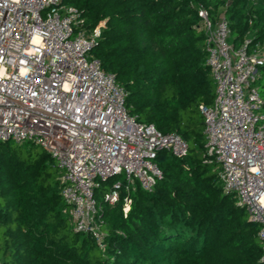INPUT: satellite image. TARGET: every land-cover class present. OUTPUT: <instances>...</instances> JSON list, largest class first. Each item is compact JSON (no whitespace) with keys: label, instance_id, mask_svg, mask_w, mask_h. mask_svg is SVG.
Returning <instances> with one entry per match:
<instances>
[{"label":"trees","instance_id":"obj_1","mask_svg":"<svg viewBox=\"0 0 264 264\" xmlns=\"http://www.w3.org/2000/svg\"><path fill=\"white\" fill-rule=\"evenodd\" d=\"M62 3L78 10L88 30L99 26L90 54L124 88L128 113L179 134L188 151L182 157L157 151L162 177L151 191L134 184L125 217L124 188L110 205L100 184L95 198L106 242L100 251L89 234L70 226L54 159L32 143L0 142V264H264L259 225L223 190L218 164L205 161L198 105L213 102L215 86L197 15L199 7L213 20L224 12L233 47L245 37L264 43V0ZM256 86L264 98V65Z\"/></svg>","mask_w":264,"mask_h":264},{"label":"built area","instance_id":"obj_2","mask_svg":"<svg viewBox=\"0 0 264 264\" xmlns=\"http://www.w3.org/2000/svg\"><path fill=\"white\" fill-rule=\"evenodd\" d=\"M197 15L215 86L213 102L198 105L205 161L218 164L223 190L259 225L264 260V98L256 86L264 43L245 37L233 47L224 12L213 20L199 7ZM99 35L62 0H0V142L32 143L54 159L72 229L104 251L101 182L123 175L102 201L115 204L124 188L125 217L134 184L151 191L162 177L157 151L182 157L188 143L128 113L124 88L90 54Z\"/></svg>","mask_w":264,"mask_h":264},{"label":"rangeland","instance_id":"obj_3","mask_svg":"<svg viewBox=\"0 0 264 264\" xmlns=\"http://www.w3.org/2000/svg\"><path fill=\"white\" fill-rule=\"evenodd\" d=\"M13 147H17V144L15 143L13 145ZM39 152H42V150L39 148L38 149ZM35 153V151L33 152V154ZM123 180V175L121 174H117V175H114L110 178H108V181L107 182H101V186H102V191H101V196L103 194L104 191L106 190H109L113 185H115L116 183L120 182ZM65 210L68 211L69 210V207L66 206L65 207ZM70 226H71V222H70Z\"/></svg>","mask_w":264,"mask_h":264}]
</instances>
